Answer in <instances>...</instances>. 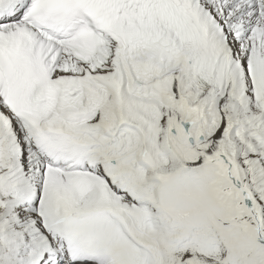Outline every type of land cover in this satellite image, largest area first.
Instances as JSON below:
<instances>
[{"label": "snow or ice", "instance_id": "6c2138e0", "mask_svg": "<svg viewBox=\"0 0 264 264\" xmlns=\"http://www.w3.org/2000/svg\"><path fill=\"white\" fill-rule=\"evenodd\" d=\"M0 264H264V0H0Z\"/></svg>", "mask_w": 264, "mask_h": 264}]
</instances>
